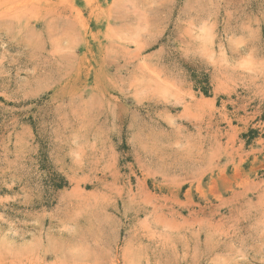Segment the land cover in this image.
Returning <instances> with one entry per match:
<instances>
[{
  "label": "rangeland",
  "instance_id": "1",
  "mask_svg": "<svg viewBox=\"0 0 264 264\" xmlns=\"http://www.w3.org/2000/svg\"><path fill=\"white\" fill-rule=\"evenodd\" d=\"M0 264H264V0H0Z\"/></svg>",
  "mask_w": 264,
  "mask_h": 264
}]
</instances>
